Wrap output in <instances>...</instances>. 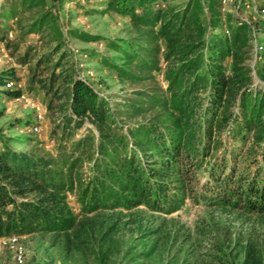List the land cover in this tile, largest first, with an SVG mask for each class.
I'll return each instance as SVG.
<instances>
[{"label": "trees", "instance_id": "obj_1", "mask_svg": "<svg viewBox=\"0 0 264 264\" xmlns=\"http://www.w3.org/2000/svg\"><path fill=\"white\" fill-rule=\"evenodd\" d=\"M14 1L10 17L47 2ZM220 1H108L107 12L132 29L123 47L110 43L119 57L100 59L119 82L136 85L118 104L65 68L58 17L37 16L26 34L47 27L58 42L30 75L31 89L45 93L54 147L18 150L0 133V237L51 235L83 252L98 239L108 255L126 219L171 216L187 201L264 222V52L252 68L251 30L229 18L227 35ZM243 250L242 264H264L263 243L249 239Z\"/></svg>", "mask_w": 264, "mask_h": 264}, {"label": "rangeland", "instance_id": "obj_2", "mask_svg": "<svg viewBox=\"0 0 264 264\" xmlns=\"http://www.w3.org/2000/svg\"><path fill=\"white\" fill-rule=\"evenodd\" d=\"M109 0H47L45 7L27 11L10 17L15 6L14 0H0V75L14 82L12 90L0 88V133L11 140V146L27 150L38 143L45 150H51L54 143L50 139L52 122L46 110V97L38 86L31 89L30 75L35 62L58 44L55 32L45 27L38 34H26L27 28L39 14L52 11L58 17L62 32V53L67 54L65 68L76 70L77 77L86 81L98 93L107 96L112 103L116 98L127 95L136 88L119 82L115 74L101 64V58L115 59L110 43L123 42L132 35L129 19L107 12ZM187 0H169L172 5H182ZM206 4V0H201ZM260 3L261 0H255ZM237 3H234L236 7ZM208 14V10L205 7ZM243 14L249 15L247 10ZM230 16V17H229ZM233 21V13L223 16L225 23ZM225 19V20H224ZM251 30L252 68L261 59L255 58V43L264 44V32L258 28ZM234 24V23H233ZM78 35H73L72 32ZM10 33L13 38H10ZM98 37L99 41L87 42L80 36ZM11 46V48L8 47ZM30 59L24 64V55ZM59 55L54 60H57ZM229 63V62H228ZM9 73H14L11 78ZM48 74V71L46 72ZM45 74V75H46ZM253 75L258 83L257 72ZM159 85L165 87L162 74H156ZM21 91L20 98L9 97L6 93ZM111 96V97H110ZM43 115L39 120L38 113ZM40 131L34 133V127ZM71 205L78 213L79 207L71 198ZM137 224L126 219L120 232L112 239L111 253L103 254L98 239L87 252L68 251L62 240L54 236L24 237L26 249L24 264H242L243 247L252 239L264 244V222L258 217L242 218L238 215L211 210L203 204L187 201L185 207L171 215L159 216L139 213ZM159 231L148 236V231ZM103 249V251L101 250ZM145 255L148 258L142 259ZM136 260L132 263V260ZM0 264H17L14 253L0 248Z\"/></svg>", "mask_w": 264, "mask_h": 264}, {"label": "built area", "instance_id": "obj_3", "mask_svg": "<svg viewBox=\"0 0 264 264\" xmlns=\"http://www.w3.org/2000/svg\"><path fill=\"white\" fill-rule=\"evenodd\" d=\"M237 3L236 7L232 9L234 3ZM249 12V15L243 14L245 11ZM233 13V23L236 26H248L252 31L255 29V23L257 21L264 20V0L260 3H256L255 0H221L220 1V13L223 16H228ZM225 20V19H224ZM232 23V24H233ZM225 33L230 34L227 28V21H225ZM10 38H13V34L10 33ZM262 52H264V44L255 43L254 45V57L257 58ZM14 86L13 81H8L4 87L5 90H12ZM39 110V108H38ZM40 111V110H39ZM39 120L43 119V115L38 113ZM40 128L38 126L34 127L33 132L38 133ZM23 237L20 236H10V237H0V248H7L14 253L15 260L17 264L25 263L26 249L23 245Z\"/></svg>", "mask_w": 264, "mask_h": 264}]
</instances>
